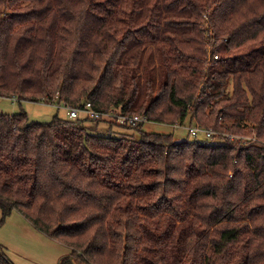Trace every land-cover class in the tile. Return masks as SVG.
<instances>
[{
    "label": "trees",
    "instance_id": "trees-1",
    "mask_svg": "<svg viewBox=\"0 0 264 264\" xmlns=\"http://www.w3.org/2000/svg\"><path fill=\"white\" fill-rule=\"evenodd\" d=\"M5 98L213 132L0 109V226L59 264H264V0H0Z\"/></svg>",
    "mask_w": 264,
    "mask_h": 264
},
{
    "label": "rangeland",
    "instance_id": "rangeland-1",
    "mask_svg": "<svg viewBox=\"0 0 264 264\" xmlns=\"http://www.w3.org/2000/svg\"><path fill=\"white\" fill-rule=\"evenodd\" d=\"M151 63H157V59L153 56L150 59ZM155 72L158 67H155ZM26 110L29 119L32 121H49L52 119L58 108L52 103L47 102H31L22 101L21 103L11 99H0V109L3 112H15L20 109ZM60 113H65L59 109ZM67 115V113H65ZM145 130L155 132H172L177 140L184 138L187 133L190 135L188 127H172L158 122H146L143 125ZM191 136V135H190ZM176 140V141H177ZM1 216V212H0ZM24 217L16 211L11 212L0 226V243L7 249V254L14 264H59L60 257L66 255L63 249H67L62 245L47 247L45 243L36 240L31 235L17 233V226L21 223H26ZM38 231V230H37ZM62 248H61V247ZM58 247V248H57Z\"/></svg>",
    "mask_w": 264,
    "mask_h": 264
},
{
    "label": "built area",
    "instance_id": "built-area-1",
    "mask_svg": "<svg viewBox=\"0 0 264 264\" xmlns=\"http://www.w3.org/2000/svg\"><path fill=\"white\" fill-rule=\"evenodd\" d=\"M216 57V55H214ZM54 106L57 108H62L66 111L69 117L76 118L79 115L83 114L84 116L88 117L89 119H97V118H108V119H115L117 122L122 123V124H130V125H135V124H142L148 122L146 117L143 115H133V116H127V115H121L114 113L112 110H109L108 112H102L99 110L94 109L90 103H86L83 105L81 108H73L70 105L64 103V102H57V103H52ZM1 112V111H0ZM188 127L189 133L192 137H197V136H206L211 138L213 135V132L205 129V128H200L195 125L191 126H186ZM227 137L234 138L230 134L227 135Z\"/></svg>",
    "mask_w": 264,
    "mask_h": 264
},
{
    "label": "crops",
    "instance_id": "crops-1",
    "mask_svg": "<svg viewBox=\"0 0 264 264\" xmlns=\"http://www.w3.org/2000/svg\"><path fill=\"white\" fill-rule=\"evenodd\" d=\"M26 223H21L19 224L17 227L19 228L17 230V233L21 234H28L33 236L36 240L41 241L43 243L46 244L47 247L49 246H57L55 244V242H53L52 240H50L48 237H46L44 234H42L41 232L37 231L30 223H28V221H25ZM3 245V244H2ZM59 245V244H58ZM4 246V245H3ZM5 247V246H4ZM61 247V246H60ZM58 248V247H57ZM62 248V247H61ZM65 251L66 254H69V250L68 249H63V252ZM61 258V257H60Z\"/></svg>",
    "mask_w": 264,
    "mask_h": 264
}]
</instances>
